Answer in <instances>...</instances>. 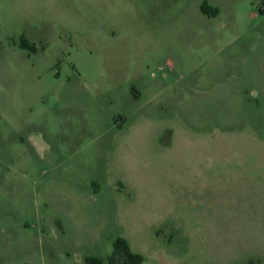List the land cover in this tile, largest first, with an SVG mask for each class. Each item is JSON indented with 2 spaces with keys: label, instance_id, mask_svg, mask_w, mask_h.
Returning <instances> with one entry per match:
<instances>
[{
  "label": "rangeland",
  "instance_id": "1",
  "mask_svg": "<svg viewBox=\"0 0 264 264\" xmlns=\"http://www.w3.org/2000/svg\"><path fill=\"white\" fill-rule=\"evenodd\" d=\"M262 9L0 0V264H264Z\"/></svg>",
  "mask_w": 264,
  "mask_h": 264
},
{
  "label": "crops",
  "instance_id": "2",
  "mask_svg": "<svg viewBox=\"0 0 264 264\" xmlns=\"http://www.w3.org/2000/svg\"><path fill=\"white\" fill-rule=\"evenodd\" d=\"M203 134L200 135V139L207 142L210 146L211 149H214L211 151V155L208 158L203 159L204 161H206L209 164H216L218 161L220 162L221 160L224 161H234L236 158V156H238L240 158L241 161H246L247 160V154L243 153V151L241 150L240 153L238 152L237 155H224V152L219 149L222 145H227L228 146H232L233 144H239L240 143H246L244 142L245 139H247V133H241L239 135H237L236 133H228V134H223L222 131L219 128L214 129L213 131L209 132L206 130H203L202 132ZM207 133V134H204ZM228 140V143L226 144L225 142H227L226 140ZM234 141V142H233ZM241 141V142H239ZM243 147H245L244 145H241ZM235 150V148H234ZM214 152L216 153V155H214ZM223 155V156H222Z\"/></svg>",
  "mask_w": 264,
  "mask_h": 264
},
{
  "label": "trees",
  "instance_id": "3",
  "mask_svg": "<svg viewBox=\"0 0 264 264\" xmlns=\"http://www.w3.org/2000/svg\"><path fill=\"white\" fill-rule=\"evenodd\" d=\"M202 10L207 14L218 13V9L211 10L206 3L203 4ZM262 11L264 10L262 9ZM23 44L25 46L29 45L26 40H24ZM87 260L89 264H103V261L99 258L89 257ZM142 262L143 257L133 252L125 239L119 238L116 240L114 251L110 257L111 264H142Z\"/></svg>",
  "mask_w": 264,
  "mask_h": 264
}]
</instances>
